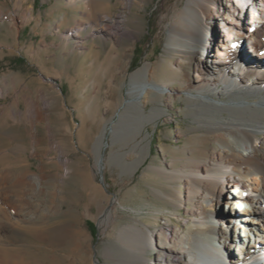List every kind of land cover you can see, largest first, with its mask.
I'll return each instance as SVG.
<instances>
[{
  "label": "rangeland",
  "instance_id": "rangeland-1",
  "mask_svg": "<svg viewBox=\"0 0 264 264\" xmlns=\"http://www.w3.org/2000/svg\"><path fill=\"white\" fill-rule=\"evenodd\" d=\"M186 1L0 0V87L9 94L0 96V106L13 103L14 92L21 96L39 93L48 100L36 129L18 116L16 123L8 119V124L0 125L9 140L5 142L8 164L20 155L26 173L41 177L42 182L37 229L7 237L0 234L4 242L0 264H120V257L127 259L115 239L122 226L153 227L166 218L180 232L189 224L184 210L172 211L152 194L151 187L164 180L149 168L181 167L185 133L197 126L187 112L183 84L171 83L170 101L165 96L156 103L146 95V113L153 107H161L165 113L154 123H145L140 132H130L126 124L117 126L115 133L111 129L125 112L123 102L129 99L133 72L150 65L152 79L159 83L167 77V61L177 64V58L167 56L161 66V59L168 26ZM106 15L121 17L119 21L131 36L117 41L99 24H92L96 17ZM79 22L91 25L84 26L79 36L70 37L69 30ZM195 58L181 63L191 78H195ZM248 59L246 48L239 46L226 67L240 71ZM213 63L205 65L212 68ZM246 75L244 72L243 77ZM257 88L264 92L263 87ZM41 105L45 107L43 102ZM14 107L23 112V99ZM103 132L100 171L97 143ZM33 134L39 140L35 149ZM197 142L191 138V147L196 148ZM211 146L207 142L204 147ZM60 159H67V165L61 166ZM55 203H62V211L67 213L55 217ZM107 207L111 215L104 223L100 217ZM224 208L229 209L228 202L221 210ZM233 213L229 209L228 214ZM36 234L38 238L33 237Z\"/></svg>",
  "mask_w": 264,
  "mask_h": 264
},
{
  "label": "bare ground",
  "instance_id": "bare-ground-1",
  "mask_svg": "<svg viewBox=\"0 0 264 264\" xmlns=\"http://www.w3.org/2000/svg\"><path fill=\"white\" fill-rule=\"evenodd\" d=\"M119 20L121 17L106 15L96 17L92 24H99L118 41L121 36H131ZM90 25L79 22L69 30L70 37L79 36L82 28ZM239 46L246 48L249 59L240 71L230 70L226 66ZM167 56L177 58V64L167 61V77L162 82L153 81L147 64L130 75L125 112L111 129L115 133L117 126L126 124L130 132H140L145 123H154L165 113L161 107L146 113V95L156 103L165 96L170 101L171 83L183 84L187 112L197 126L185 133L181 167L149 168L164 180L151 187L152 194L170 210H184L189 224L180 232L166 218L153 227L138 223L122 226L115 239L127 259L120 257L118 262L224 264L227 258V264H264V92L257 88H264V0H187L168 26L161 66ZM194 56L195 78H191L181 63ZM208 62L216 66L209 68L205 65ZM5 95L9 96L0 87V96ZM14 95L13 103L0 106V125L8 124V119L16 123L18 116L36 129L48 100L39 93ZM20 98L25 103L23 112L14 107L19 106ZM252 98L258 100H249ZM104 137L103 132L97 143L100 171ZM191 138L198 140L196 148L191 147ZM6 140L0 131V234L7 237L16 231L37 229V196L42 182L41 177L26 173L20 155L15 158L14 153L15 160L8 164ZM38 142L33 134L34 149ZM207 142L213 144L209 149L204 147ZM67 162L58 161L61 166ZM226 202L236 213L221 210ZM61 204L55 203V217L65 212ZM110 215L107 207L100 221L107 222ZM3 244L0 240V246ZM106 253L111 257L109 250Z\"/></svg>",
  "mask_w": 264,
  "mask_h": 264
},
{
  "label": "water",
  "instance_id": "water-1",
  "mask_svg": "<svg viewBox=\"0 0 264 264\" xmlns=\"http://www.w3.org/2000/svg\"><path fill=\"white\" fill-rule=\"evenodd\" d=\"M105 147V146H104ZM102 156H103V153H102Z\"/></svg>",
  "mask_w": 264,
  "mask_h": 264
}]
</instances>
